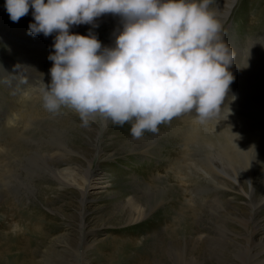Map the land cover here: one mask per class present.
<instances>
[{
	"label": "rangeland",
	"instance_id": "obj_1",
	"mask_svg": "<svg viewBox=\"0 0 264 264\" xmlns=\"http://www.w3.org/2000/svg\"><path fill=\"white\" fill-rule=\"evenodd\" d=\"M0 6L4 13L5 0ZM209 8L235 55L221 114L205 123L183 114L139 139L130 123L96 117L83 127L72 110L48 112L42 97L55 34H28L31 9L6 28L4 13L0 264H128L144 253L147 264H264V0H212ZM122 27L119 16L105 14L70 32L91 31L112 47ZM14 71L24 74L15 78ZM86 180L102 184L83 197ZM133 195L144 212L137 224L127 204ZM14 223L23 231L12 234ZM104 244L132 245L110 260L112 252L96 251L108 249Z\"/></svg>",
	"mask_w": 264,
	"mask_h": 264
},
{
	"label": "clouds",
	"instance_id": "obj_2",
	"mask_svg": "<svg viewBox=\"0 0 264 264\" xmlns=\"http://www.w3.org/2000/svg\"><path fill=\"white\" fill-rule=\"evenodd\" d=\"M212 0H5L12 22L32 10V36L55 34L48 56L50 84L43 106L53 114L74 111L83 127L90 118L117 126L130 123L139 139L187 113L200 123L218 117L235 77V55L224 42ZM119 16L122 30L112 47L72 26ZM236 99L232 95L231 100ZM229 112L230 109L228 108ZM10 231H23L14 223Z\"/></svg>",
	"mask_w": 264,
	"mask_h": 264
},
{
	"label": "bare ground",
	"instance_id": "obj_3",
	"mask_svg": "<svg viewBox=\"0 0 264 264\" xmlns=\"http://www.w3.org/2000/svg\"><path fill=\"white\" fill-rule=\"evenodd\" d=\"M3 9H4V7H1L0 6V19L3 17V15H4V13L5 12H7V11H5L4 13H3ZM5 16V15H4ZM7 16H9V15H7ZM6 18V17H5ZM26 18V17H25ZM2 20H4V19H2ZM5 22H6V20H4ZM30 21V20H29ZM32 22V21H31ZM12 23H14V22H12L11 20H10V18H9V21L7 22V23H5L4 25H2L4 28H6L7 26H10V25H12ZM23 25V24H22ZM20 28H21V26H20ZM77 28V27H76ZM17 29V28H16ZM15 29V32L16 33H19V31L18 30H16ZM26 29V28H25ZM71 30V29H70ZM76 30V29H75ZM76 32V31H75ZM77 32H79V30L77 31ZM22 34H23V32H22ZM27 34V33H26ZM29 34V33H28ZM74 34H76V33H74ZM1 35V34H0ZM8 36H10V35H8ZM28 37V36H27ZM33 37V36H32ZM5 39V38H4ZM13 39V38H12ZM17 41H21V39L19 38V39H16ZM53 40V39H52ZM5 41V40H4ZM8 41H11V40H8ZM2 42V41H1ZM4 43V45L5 46H8V47H11L13 44H11L10 42H9V44L8 43H6V42H3ZM51 45V44H50ZM14 46H15V44H14ZM52 46V45H51ZM18 48H20V47H18ZM11 50H12V47H11ZM9 51V50H8ZM18 51V50H17ZM19 52V51H18ZM23 52V51H22ZM21 52V53H22ZM25 53L27 52V51H24ZM17 54V53H16ZM20 54V53H19ZM23 54V53H22ZM24 56V55H23ZM22 56V57H23ZM21 57V56H20ZM18 58V57H17ZM23 59V58H22ZM19 69V68H18ZM17 69V70H18ZM13 71V70H12ZM11 72V71H10ZM15 72V71H14ZM24 73H23V71L21 72V71H19V72H15L14 73V77L15 78H19L20 76H22ZM13 77V78H14ZM12 78V77H11ZM59 117V116H58ZM101 184H102V182H100V180H96V181H93V180H86L85 182H83L82 184H80V192L83 194V197H85V196H89V193H88V190H87V188H94L95 189V187H94V185L96 186V188H98L99 186H101ZM98 186V187H97ZM97 190V189H96ZM94 193H98V192H94ZM127 204H128V206L130 207V218H131V221L132 222H134V223H138L139 221H140V218H141V216L143 215V211L140 209V204H139V200L137 199V196H135V195H133L131 198H129L128 200H127ZM42 217V216H41ZM32 226H33V230H38V227H37V225L35 224V223H32L31 224ZM121 231V230H120ZM117 236H116V234H112V235H110V238H113V239H115ZM128 236H126L125 238H126V240L127 241H131L132 239L131 238H127ZM123 240V237H120L119 239H118V241L119 242H121ZM105 246H106V248H108V249H103L102 247H98L97 248V252L99 253V254H101V255H104V256H106L107 254H108V252H112V254L110 255V257L108 258V259H110V260H116L118 257H119V254L121 253V250H122V248H126V247H128V246H130V245H132V244H104ZM14 248H19V246L17 245V244H12L10 247H9V249L10 250H12V249H14ZM2 249H3V251H6L7 250V247L6 246H2ZM19 249H21V248H19ZM102 249V250H101ZM111 249H113V250H111ZM155 250V249H154ZM6 253V252H5ZM22 253H26V248H24L23 249V252H21V254ZM125 254V253H124ZM124 254H122L121 256H123ZM139 254H141V253H139ZM27 255V254H26ZM143 255H145V256H143ZM142 256H140L139 258H138V256H136V257H132V255H131V257H130V262L128 263V264H147V261H148V253L147 254H143ZM149 256H150V254H149ZM25 260V259H24ZM106 263H108V264H114V262H110V261H106ZM157 263H160V261H158L157 260Z\"/></svg>",
	"mask_w": 264,
	"mask_h": 264
}]
</instances>
